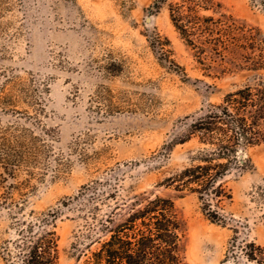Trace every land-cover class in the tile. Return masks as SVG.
Instances as JSON below:
<instances>
[{
  "label": "rangeland",
  "instance_id": "1",
  "mask_svg": "<svg viewBox=\"0 0 264 264\" xmlns=\"http://www.w3.org/2000/svg\"><path fill=\"white\" fill-rule=\"evenodd\" d=\"M152 1L0 0V149L11 162L0 164V264L1 245L12 235L5 199L21 204L22 213L61 206L56 264H80L71 244L86 232L89 213L61 200L95 180L107 181L103 189L117 181L118 200L153 193L172 198L184 264L224 263L231 225L210 221L194 194L163 185L187 164L194 141L163 147L185 116L264 81V68L235 65L230 55L200 62L166 6L151 11ZM220 1L238 22L264 33V7ZM155 33L167 38L169 60L152 46ZM241 156L249 167L227 178L232 197L222 211L246 225L239 237L264 246V207L256 198L264 141ZM112 203L99 204L97 216ZM239 264L255 263L242 258Z\"/></svg>",
  "mask_w": 264,
  "mask_h": 264
},
{
  "label": "trees",
  "instance_id": "2",
  "mask_svg": "<svg viewBox=\"0 0 264 264\" xmlns=\"http://www.w3.org/2000/svg\"><path fill=\"white\" fill-rule=\"evenodd\" d=\"M248 1L264 7V0ZM162 5L200 62L230 55L235 65L264 68V33L238 22L220 0H153L149 8L156 12ZM167 41L155 33L151 42L164 60H169L164 48ZM185 119L163 150L188 141L194 144L187 150V164L166 176L163 185L178 195L194 194L210 221L231 225L234 234L223 262L239 264L244 258L264 264V246L239 237L246 225L222 211V202L232 197L227 178L249 167V158L241 153L264 141V81L228 91L221 101L208 102ZM10 163L8 152L0 149V164L7 168ZM106 182L85 183L75 195L61 200V205L74 203L79 213H89L86 232L71 244L79 251L76 260L83 258L80 264H184L179 248L182 228L172 198L153 193L118 200L117 181L103 189ZM256 188V198L264 207V179ZM107 199L113 200L112 205L97 216L99 204ZM1 205H7L12 219V235L1 245L4 264H56L58 236L54 227L63 212L61 206L22 213L18 202L5 199Z\"/></svg>",
  "mask_w": 264,
  "mask_h": 264
},
{
  "label": "water",
  "instance_id": "3",
  "mask_svg": "<svg viewBox=\"0 0 264 264\" xmlns=\"http://www.w3.org/2000/svg\"><path fill=\"white\" fill-rule=\"evenodd\" d=\"M150 18L148 17L147 20H149ZM223 264H228L227 262H224Z\"/></svg>",
  "mask_w": 264,
  "mask_h": 264
}]
</instances>
